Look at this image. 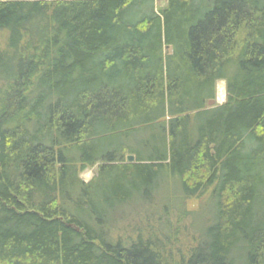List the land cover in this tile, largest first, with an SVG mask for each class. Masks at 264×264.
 <instances>
[{
    "label": "trees",
    "instance_id": "trees-1",
    "mask_svg": "<svg viewBox=\"0 0 264 264\" xmlns=\"http://www.w3.org/2000/svg\"><path fill=\"white\" fill-rule=\"evenodd\" d=\"M163 1L0 0V264H264V0Z\"/></svg>",
    "mask_w": 264,
    "mask_h": 264
},
{
    "label": "rangeland",
    "instance_id": "rangeland-1",
    "mask_svg": "<svg viewBox=\"0 0 264 264\" xmlns=\"http://www.w3.org/2000/svg\"><path fill=\"white\" fill-rule=\"evenodd\" d=\"M164 7H166V3L163 0H157V2H156V8H157V10L163 9ZM5 39H6V33H1L0 34V41H1V43H4L5 42ZM225 100H226V98H225ZM225 100H224V102H218V100H217V94H216V99H215V101H216L215 104L216 105H222V104H224L225 103ZM97 169H98V166H96L94 168L87 169L86 171H84L80 175V178L85 183L90 182L93 179V177L96 175ZM207 199H208V194H205L201 198L191 199L188 202V204H187L188 210L195 211V212L201 210L200 213L201 214L204 213V211H202V208L203 207L205 208V203H206ZM200 207H202V208L200 209ZM176 215H178V214H176ZM176 215H173V223H176V222L179 223V222H181V223H179L178 229H179V233H180V230H181V234H182V231L184 232V230L182 228H184V226L190 224L192 218H187L185 221L184 220L183 221H180V220L177 219L178 220L177 221L176 220ZM181 217H185V216L181 215ZM176 225H178V224H176ZM187 234H189V233H186V235ZM177 241H179L183 245H187L188 242H189V240H186V238L184 236H182V235L180 236V238H178Z\"/></svg>",
    "mask_w": 264,
    "mask_h": 264
},
{
    "label": "bare ground",
    "instance_id": "bare-ground-1",
    "mask_svg": "<svg viewBox=\"0 0 264 264\" xmlns=\"http://www.w3.org/2000/svg\"><path fill=\"white\" fill-rule=\"evenodd\" d=\"M216 94L218 102H224L226 98V85L223 81H220L216 87Z\"/></svg>",
    "mask_w": 264,
    "mask_h": 264
},
{
    "label": "water",
    "instance_id": "water-1",
    "mask_svg": "<svg viewBox=\"0 0 264 264\" xmlns=\"http://www.w3.org/2000/svg\"><path fill=\"white\" fill-rule=\"evenodd\" d=\"M215 103H216V101H210L209 103H208V106H214L215 105ZM127 161L129 162V163H133L134 161H135V158H134V156H128L127 157Z\"/></svg>",
    "mask_w": 264,
    "mask_h": 264
}]
</instances>
